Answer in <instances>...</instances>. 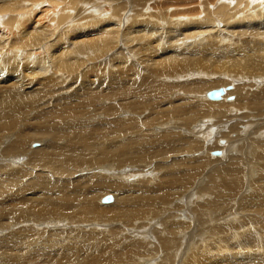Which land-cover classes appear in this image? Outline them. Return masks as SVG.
<instances>
[{"label": "bare ground", "instance_id": "1", "mask_svg": "<svg viewBox=\"0 0 264 264\" xmlns=\"http://www.w3.org/2000/svg\"><path fill=\"white\" fill-rule=\"evenodd\" d=\"M40 1L13 0L7 5L0 4V230L4 228L3 232L7 234L6 238H0V245L3 247L0 248V264H175V262L177 264L178 261L182 263L186 255L198 253L202 255L206 251L218 252L219 259L230 260L242 258L251 250L259 253L264 264V220L262 219L264 211L261 212L263 214H258L259 216L248 215L239 204L242 196L239 187L243 185L242 182L248 178L250 173L243 172L244 166L245 168L250 166L249 157L254 156V167L263 163L262 171H264V141L262 145L259 144L263 152L248 154L249 157L242 156L243 150L253 149L254 145L249 142L251 139H258L264 135V86L261 84L264 76L260 71H254L261 70L264 65L255 68L256 65L253 62L255 59L252 56L256 53L249 52L247 43L248 40L251 42L250 46L258 45L261 49L258 50V56L264 57L261 54V51L264 53V27H261L264 25V0H203L202 2L199 0V7L193 8V5L189 4L190 10L187 14L185 12L178 17L173 14V16L159 15L165 20L171 17L172 22L178 18L179 21L175 22L179 25L184 24L182 25L184 27L178 31L180 33L171 30L175 32V36L169 40H166V37L159 39L161 42H167L169 44L167 48H171L175 54L156 60L150 59V62H147L149 65L147 71L140 78H136L137 80L129 89L123 87L126 97L140 96L139 102L130 104V106L136 111L139 110L140 113H143V110L147 113L140 118L144 121L142 127L141 122H139L140 125L135 123L137 116L126 119L112 117V114L114 116L119 108L111 110L109 112L111 117H108L110 115L104 113V108L97 102L102 101L101 87H93L89 82L86 84L88 88L83 87V79L91 81L89 76L92 77L96 72L95 65L93 67V65L86 64V59L88 57L97 58L106 48L107 51L111 50L120 41L126 40L125 37L120 38L122 36L117 32L120 26V21L117 23V20L123 18L125 22L124 18L128 14L127 8L130 12L131 6L124 3L125 0L123 2L120 0L112 5L109 11L102 7V0H85L82 7L89 8L81 10L78 6L83 0H46L53 6L51 12L48 6V9H43L41 15L34 14L33 11L38 6L34 4ZM115 1L112 0V2ZM54 6H58V9L61 7L62 11H56ZM119 7L123 8L120 16L117 14ZM199 9L202 11L201 17L195 19L194 16L199 13ZM5 11H7L6 15ZM146 12L151 13L152 11L146 10ZM195 13L196 15L193 16ZM145 17L147 18L146 13L143 19ZM129 19L127 25L130 23ZM81 20L86 23L83 27L79 26ZM165 24L168 23L165 22ZM73 26L75 29L70 33L69 30ZM140 26L139 23L136 27ZM258 31L263 34L258 35ZM70 35L72 36L69 39ZM24 36L28 37L22 39ZM66 40L70 42L68 48H65L67 45L64 41ZM190 46H194V50L196 47L199 50L195 53L199 54L198 56L201 55L199 63L194 61V56L187 55L191 53L190 50L188 51ZM157 54L154 53L151 56L154 57ZM76 59H84L86 65H79L81 62L79 61L78 64ZM77 64L79 67L76 66ZM193 67L197 70L189 72L188 75L186 73L188 77L192 76L195 71H204L211 73L213 79L205 81V78H199V81L185 83L182 92L187 96L183 97L179 94L182 101L185 97L193 98L191 97L193 95L199 98V101L185 99L188 102L192 101L189 104L191 109H187L188 119H183L180 114L177 115L178 112L185 111V105L175 104L173 102L175 98L170 100L169 96V99H165L170 100L169 104L173 106L168 109L169 116L143 120L149 117L151 111L156 110L157 106H162V103L156 100L151 107L142 106L140 103L144 101L141 95L161 90L162 92L170 90L169 94L175 87L169 84L160 87L158 83L161 77L159 76L164 72H166L165 77L169 74L175 75L174 73L180 72L179 70L190 71ZM39 70L45 72L44 76L42 74L43 77H36ZM218 73H236V76L233 80L230 78L231 81L223 76L222 79H214ZM75 74L78 75L77 78L79 75L82 76V81L74 79L69 85L68 83L65 86L59 84V82L68 81V78ZM182 76L183 74L181 77L180 74L178 75L180 78ZM225 77H228V74ZM55 80L59 81L57 83L64 88L59 89L60 92L57 95L44 94L56 82ZM173 81L176 85L181 82L179 79ZM237 81H241L242 84ZM230 82L234 84L232 90L230 88L224 90L219 99L212 100L209 97V89L221 87ZM250 85L258 87V90H251ZM58 88L60 87H57V90ZM69 89H73L74 92H69ZM61 92H64L63 95ZM231 93L235 94V98H228ZM115 94L108 92L105 95L111 97ZM84 95L90 101H87L88 106L83 109L80 102L86 101L84 98L81 99ZM92 106L95 107L94 112L89 111ZM148 108L150 109L147 110ZM241 109L243 112L240 113ZM165 111L156 110L154 112L156 116H160ZM104 114L107 115L106 119ZM201 117L204 118L200 119ZM92 118L95 121H91ZM232 119H236V122L229 128L226 125L227 130H224V124H230ZM127 122L130 128L124 131L123 126L126 124L123 123ZM205 124L209 128L203 134ZM108 127L119 129L115 133L102 130ZM154 127L156 129H152ZM158 127L165 131L157 132ZM175 127L181 128V131ZM25 128H29V131ZM137 129H139L138 132ZM194 129L197 134H200L201 139L193 136L191 138L188 135L183 137L185 133L195 135ZM208 131L212 133L211 137L219 135L220 132V137L214 138L226 140L223 141L225 151L227 150L230 154L237 146V153L240 157H231L225 165L221 163L223 166H220L218 161V167H215L212 172L217 173L208 176L207 192L204 191V193L208 197L216 198L214 201L210 203L208 200L199 201L194 206L186 202L188 206L182 207L183 204L180 202L186 199L184 197L186 193L191 198L193 193L199 196V191L203 190L200 189L201 187L195 189L199 186V171H202L203 166H199V161L196 162V156L190 157L189 153L184 154V152H193L197 149L201 152L206 148V143L211 138L207 134ZM152 132L162 135L165 138L162 140V145L172 149L173 153L175 151L172 156L174 158L171 160L177 163L174 164L176 165L175 171L179 170L177 168L184 167L185 171L191 172L193 171L191 162H193L196 167L194 176L191 172L181 177L178 171L172 170L174 166L169 164L171 174L168 179H165L166 175L160 178L158 174L160 179L157 177L154 185H152V180L137 181L139 177L141 178L140 175L145 177L151 174L149 170L152 171V175H148L150 180L156 171L162 169L157 170L159 165L157 164L156 167L155 162L150 160L156 152L155 148L153 150L155 152H149V155L153 153L151 157L148 153L147 155L144 153L148 156L146 159L150 157L148 161L146 160L147 162L142 156H138L137 152L131 151L132 146H136L133 143L135 138L142 141L144 147L155 146L154 142L157 139L154 134H150ZM38 138H48V142L42 143L39 149L35 145L36 149L31 147L32 149L29 150V143ZM183 139H186V145ZM200 142H205V145ZM162 145L161 148H163ZM184 146L189 149L184 151ZM206 149L207 156H210L212 148ZM162 150L164 149H161V152ZM170 151H168V156ZM183 154L187 156L184 157ZM161 158L159 156V159ZM190 159H192L191 166L188 167ZM216 160L214 162H217ZM149 162H153V166ZM67 166L72 169V172L66 170ZM186 166L188 169L185 168ZM211 166L213 165L209 164L208 167ZM137 168L138 172H133ZM80 169L82 175L73 180L72 178ZM181 170L179 173L182 175ZM31 171H35L34 176ZM185 171L183 170L184 173ZM94 172L95 175L92 176ZM208 172L205 170L204 174ZM128 173L129 176L138 177L135 180L137 185L127 183L129 180L125 185L114 179L119 175L120 178H125ZM28 175L30 176L27 177ZM49 175L58 177L50 181L47 179ZM190 186L194 188L189 189ZM37 188L41 194L35 191ZM29 190H34V194L37 193V195L26 196L25 192ZM260 192H264V174H262ZM107 193L114 195L112 202H97ZM179 195H182L181 199H178ZM219 208L232 209V212L218 213ZM238 213L246 219L236 217L235 214ZM8 219L10 223L5 222ZM116 220L121 222L110 223ZM136 220L147 222L136 227L135 225L130 226L122 231L124 234L119 233L123 227L120 223L131 225ZM235 220L238 222L236 223ZM45 222L46 226L62 223L76 226L78 233L80 230L83 232L80 233L79 238L69 241L70 237H74L76 230L66 227L60 234L47 230L39 236L36 232L31 233L22 227L23 225L34 227ZM188 223L190 226L187 225ZM207 224H210V228H207ZM106 225L109 228L108 234H103L102 230H98L99 233L90 232L92 227L85 229L86 226L99 229ZM201 229L204 230L203 233L215 238L209 246H215V249L217 247L216 251L214 248L206 247L201 251L193 252V249L199 250L202 247L199 244L201 235L199 230ZM26 235H34L36 238L25 239ZM128 235L130 237L127 238ZM205 237L203 239H207ZM122 238L125 239L122 242L125 244L120 247L119 241ZM209 240L211 239L207 241ZM194 241H197L195 243L198 244L197 246L192 245ZM51 242L53 244L48 251L43 245ZM62 242H67L68 245H62ZM171 242L174 258L166 260V255H169L166 249L170 248ZM180 244L181 247H179ZM238 248L242 252L237 251ZM13 249H20L23 252L18 254L12 252ZM82 249L84 250L80 251Z\"/></svg>", "mask_w": 264, "mask_h": 264}, {"label": "rangeland", "instance_id": "2", "mask_svg": "<svg viewBox=\"0 0 264 264\" xmlns=\"http://www.w3.org/2000/svg\"><path fill=\"white\" fill-rule=\"evenodd\" d=\"M13 0H4V1H0V4H2V5H7V4H9V3H11ZM84 1L85 0H83L82 2H81V5L80 6H78V8L79 9H81L82 10V8H83V10H84V8H89V7H85V6H83L82 7V5L84 4ZM124 0H121V2H123ZM126 2H124V3H126V4H128L129 6H131V11L129 12V10H128V8H127V16H126V18H124V20H125V22H123V18H122V20H117V23L120 21V26H119V28H118V30H117V32L120 34V36H122V37H120V38H124L125 37V39L126 40H124L123 42H119L117 45H115L114 47H112V49L111 50H108L107 51V48L104 50V52H103V54H101L99 57H97V58H92V57H88L87 59H86V61H87V63H86V61L84 60V59H76L78 62V64H79V61L81 62L79 65H86V64H88V65H93V67H94V65H95V70H96V72H94V77L92 76H89V78H91L90 80L91 81H88V80H86V78L85 79H83L82 78V76H80L79 75V78H77L78 77V75H74V76H71V77H69L67 80L68 81H66V82H59V81H54L55 83L52 85V86H50V87H52V89H50V87L47 89V91H48V94H47V91L46 92H44V94H46V95H50V94H53V95H57L60 91H59V89H63L64 87H62V85L60 86L59 84H63V86H65L67 83H68V85L72 82V81H74V79H75V81L76 80H81L82 81V79H83V81H84V83H83V87L84 88H88L89 86H86V84L89 82V83H91L92 85H93V87H101V92H102V96H101V98H102V101H97L104 109H103V112L104 113H107L108 115H110L109 114V112L111 111V110H115V109H118L119 108V110H118V112L113 116V114H112V117H114L115 119H126V118H129V117H136L137 116V118L135 119L136 121H135V123H139V122H141V127H142V124H144V121H142V119H140V118H142L141 116H145V115H147V113L143 110V113H140V112H138V111H136L135 109H133L131 106H130V104H135V103H137V102H139V100H140V96H127L126 97V94L125 93H123V91L125 90L123 87H128V89H129V87H131L132 86V83L135 81V80H137L136 78H140L141 76H142V74H144L146 71H147V68H148V64H147V62H150V59H153V60H156V59H159V58H161V57H165L166 55H172V54H175V51H172L171 50V48H167V46L169 45L167 42H161V41H159V39H161V38H165L166 40H169L171 37H174L175 36V32L173 31H171V30H175V31H180L184 26H182V25H184V24H177L176 22L177 21H179V19L178 18H176V19H174V22H172V18L171 17H169V18H167L166 20H165V18L164 17H159V15L161 14V15H169V16H175V15H177V17H178V15H181V14H185V12H186V14H187V12L190 10L189 9V4H192L193 6V8H196V6H198L199 7V0H154V1H151V0H125ZM203 0H201V2H202ZM117 2H120V0H116L115 2H112V0H102L101 1V5H102V7L105 9V8H107L109 11H110V8H111V6L112 5H115V4H117ZM39 3V4H38ZM37 4H34V5H38L35 9H34V14L35 13H39L38 15H41L42 14V11H43V9H48V6H50V12H51V10H52V8H53V6L51 5V4H49L48 3V1H46V0H41L40 2H38ZM197 4V5H196ZM95 5V4H94ZM91 6V5H90ZM124 6V5H123ZM55 7V6H54ZM135 9H134V8ZM186 7V8H185ZM62 8H63V5H62ZM177 8H179V9H177ZM191 8V7H190ZM183 11H182V10ZM9 10V9H8ZM7 10V11H8ZM36 10V11H35ZM55 10L57 11V10H59L60 12L62 11V9H61V7L58 9V6L57 7H55ZM146 10H149V11H152L151 13H148V12H146ZM176 10H179V11H177L176 12ZM181 10V11H180ZM7 11H5L4 13H5V15L7 14ZM122 11H123V8H120L119 7V10L117 11V14L120 16L121 15V13H122ZM88 13L90 12V11H87ZM182 12V13H181ZM41 13V14H40ZM76 13V12H75ZM131 13V14H130ZM146 13V15H147V18L145 17L144 19H143V15ZM164 13H166V14H164ZM170 13V14H169ZM201 13H202V11H200V9H199V13H197V15H196V13L195 14H193V16L194 15H196V16H194L195 17V19L197 18V17H201ZM84 14V13H83ZM173 14V15H172ZM43 15H45L44 13H43ZM128 18H130L129 20H130V23H129V25H127V21H128ZM69 20V19H68ZM87 21V20H86ZM137 23H136V22ZM143 21V22H142ZM176 21V22H175ZM165 22H167L168 24L166 25L165 24ZM172 22V23H171ZM199 22V21H198ZM139 23H140V27H136L137 25H139ZM175 23V24H174ZM179 23V22H178ZM84 24H86V23H84V21L83 20H81L80 21V24H79V26L80 27H83L84 26ZM67 25H71V23H67ZM158 25H160L159 27H158ZM161 25H163L164 27H162ZM173 25V26H172ZM166 26V27H165ZM179 26V27H178ZM162 27V28H161ZM177 27H178V30H176L177 29ZM261 27H264V25L263 26H261ZM74 29H75V26H73L70 30H69V32L70 33H72L73 31H74ZM85 31H87L86 29H84ZM142 30V31H141ZM155 30H156V32H155ZM158 31V32H157ZM52 32V30L50 31V33ZM171 33V34H170ZM172 33H174L173 35H172ZM178 33H180V32H178ZM178 33H176V35L178 34ZM122 34V35H121ZM257 34L258 35H262L263 33L261 32V31H258L257 32ZM168 35V36H167ZM71 36L72 35H70L69 36V39L71 38ZM28 36H24L22 39H26ZM168 38V39H167ZM178 38H180V37H178ZM261 40V39H260ZM65 43H66V47L65 48H68V46H69V44H70V42L68 41V40H66V41H64ZM247 43H248V48H249V52H251V51H253V52H251V53H256V55L255 56H252V57H254V59L255 60H253V58H252V60H253V62H254V64L256 65L255 66V68H257V67H262V65H264V57H261V56H258L259 55V53H258V50L260 49V47L257 45V46H250L251 45V42L249 41L248 42V40H247ZM191 51V53L189 52V53H187V55H189V56H194L195 57V59H194V61L196 62V63H199V57H201V55L200 56H198L199 54H195L196 53V51L198 52L199 50H197V47H196V49L194 50V46H190L189 48H188V51ZM261 50V49H260ZM146 54H145V53ZM165 52V53H164ZM154 53H158L157 55H155L154 57H152L151 55H153ZM97 54H99L98 52H97ZM261 54H263L264 55V53L261 51ZM206 56H208L209 57V55H206ZM237 57H238V55H237ZM236 57V58H237ZM91 58V59H90ZM237 59H239V58H237ZM91 60V61H90ZM240 60H242V59H240ZM94 63H93V62ZM245 61H243V63H244ZM84 63H86V64H84ZM78 64L76 65L77 67H79L78 66ZM83 66H81V67H83ZM176 67V66H175ZM175 67H173V68H175ZM97 68V69H96ZM172 68V69H173ZM92 69H94V68H92ZM137 70V71H136ZM177 70V69H176ZM194 70H197V69H195V67H193L190 71L188 70H179L180 72H177V73H174L175 75H173V74H169L168 76H166L165 77V75H166V72H164V73H162V75H160L159 77H161L160 78V80H159V83H158V85L160 86V87H163L164 85H170V86H174L175 88L174 89H172L171 90V92L168 94V92L170 91H168V92H162V90L161 91H158V92H154V93H152V94H143V95H141L142 96V100L144 101V103H140L142 106H149V107H151V104L152 103H154L156 100L158 101V103H162V106H157V108H156V110H166L165 112H164V114L162 113V115H160V116H156L155 115V112L154 111H156V110H153V111H151V114L149 115V117H145V118H143V120H145L146 118L148 119V118H154V119H160V118H163L164 116H169V112H168V109H170V108H172L173 106H171L170 104H169V101L170 100H173L172 98H175L174 99V103L175 104H184L185 105V111L183 112V113H181V112H178L177 113V115L179 116V114H180V117H182L183 119H188V115H187V109H191V107H190V105L189 104H191L192 103V101L190 100L189 102L188 101H185V99H187L188 97H185L184 99H183V101H182V97H179V94H180V96H182L183 95V97L186 95V94H184L182 91L184 90V85H185V83H190V82H196V81H199V78H205L204 80L205 81H210L211 79H213V76H212V78H211V73H209V72H204V71H195L194 72V74L192 75V76H190V77H188L187 75H188V73L189 72H191V71H194ZM97 71H98V73H97ZM185 71V72H184ZM255 72H258V71H260L262 74V76H264V66H263V68L261 69V70H254ZM39 72V73H38ZM37 72V75H36V77H38V78H40V77H43L44 76V73L45 72H40V70ZM101 72H102V74H101ZM183 72V73H182ZM149 73V72H148ZM186 73H187V75H186ZM203 73V74H202ZM42 74H43V76H42ZM98 74H100L101 76H103V77H101V76H99ZM180 74V77H181V74H183V76H182V78H180V77H178V75ZM196 74V75H195ZM201 74V75H200ZM227 74H228V77H225V76H227ZM233 74V75H232ZM39 75H41V76H39ZM137 75V76H136ZM171 75H173V76H171ZM190 75V74H189ZM259 75V74H258ZM177 78H176V77ZM222 76H223V78H225V79H229L228 81H231V80H233L234 78H235V76H236V73H231V74H229V73H218L217 75H215V77H214V79H216V78H218V79H222ZM101 77V78H100ZM261 77V76H260ZM70 78H72V79H70ZM135 78V79H134ZM173 78V79H172ZM211 78V79H210ZM230 78H231V80H230ZM107 79V80H106ZM172 79V80H171ZM176 79H179L181 82L180 83H178L177 85H176V83H174V81L173 80H175L176 81ZM198 79V80H197ZM210 79V80H209ZM97 81V82H96ZM169 83H168V82ZM224 81V80H223ZM57 82H59V84L57 83ZM172 82V83H171ZM237 82H240V84H242L241 83V81H237ZM236 82V83H237ZM225 83H226V80H225ZM182 84V85H181ZM261 84H262V86H264V81L263 82H261ZM75 85V84H74ZM91 85V86H92ZM116 85L118 86V87H116ZM234 84H232V82H230L229 84H227V85H221V87H212L211 89H209V91H212V90H215V89H224V90H228L229 88L232 90L233 88L232 87H234L233 86ZM73 86V85H72ZM181 88H180V87ZM56 87V88H55ZM57 87H60V88H58V90H57ZM74 87V86H73ZM178 88V90H177V88ZM250 87H251V90L252 89H254L253 91H255V90H258V87H253V86H251L250 85ZM54 88V89H53ZM78 87H76V89H77ZM56 90H57V92H56ZM72 90V91H71ZM75 90V89H74ZM55 91V92H54ZM69 92H74L73 91V89H69L68 90ZM180 91H181V93H180ZM208 91V92H209ZM53 92V93H52ZM79 92H80V90H79ZM108 92H112V93H116L115 95H112L111 97H109V96H106L105 94H107ZM177 92H179V93H177ZM194 92H197V91H194ZM63 93L64 92H61V94L63 95ZM177 93V94H176ZM199 93V92H198ZM83 94V93H82ZM159 94H161V95H159ZM198 96H199V94H197ZM85 96V95H84ZM82 97L81 99H85L86 101L85 102H83V103H81L80 102V104H81V106L83 107V109L84 108H86L87 106H88V103H87V101L89 102L90 100H88L87 99V97L85 96V97ZM162 96V97H161ZM167 96V97H166ZM169 96H170V100H165L166 98L167 99H169ZM172 96V97H171ZM187 96V95H186ZM116 97V98H115ZM191 97H193V98H188V99H193L194 101H199V98H197L196 97V95H193V96H191ZM229 97H231V98H235V94L234 93H231L229 96H228V98ZM98 98H99V96H98ZM161 98V99H160ZM164 98V99H163ZM177 98V99H176ZM213 100V99H212ZM168 101V102H167ZM226 101L227 102H230V101H228L227 99H226ZM187 102V103H186ZM191 102V103H190ZM232 102V101H231ZM86 103V104H85ZM84 105V106H83ZM171 106V107H170ZM181 106V105H180ZM179 106V107H180ZM218 107V106H217ZM216 107V108H217ZM160 108V109H159ZM133 109V110H132ZM150 108H148L147 110H149ZM122 110V111H121ZM89 111L90 112H94L95 111V107L94 106H92V107H90V109H89ZM100 112H101V110H100ZM159 112V111H158ZM240 113L241 112H243V110L241 109L240 111H239ZM102 114V113H101ZM105 115V119H106V117H107V115L106 114H104ZM128 115V116H127ZM248 115V114H247ZM103 117V116H102ZM108 117H111V115L110 116H108ZM124 117V118H123ZM30 118V117H29ZM204 117H201L200 119H203ZM207 118H209V117H207ZM110 119V118H109ZM108 119V120H109ZM91 121H95V120H93V118L91 119ZM236 122V119H232V120H230V124L229 123H227V124H224V126H225V128H224V126L222 127V128H224V130H227V126H228V128L230 127V125H232L233 123H235ZM123 124H126V125H124L123 126V128H124V131H128L129 130V126H130V124L127 122V123H123ZM129 124V125H128ZM134 124V123H133ZM208 124V123H207ZM207 124H205V126H204V130H203V134H205L206 132H207V128H209V126L207 125ZM139 125H140V123H139ZM181 125H184L185 126V124L183 123H181ZM227 125V126H226ZM264 125V124H263ZM128 128L127 130L125 129V128ZM175 128H177V130L178 131H181V128H179V127H175ZM212 128V127H211ZM27 131H29V128H25ZM119 128H116V127H108V128H102V130L103 131H108L109 133H115L117 130H118ZM152 129H156V127H154V128H152ZM212 130V129H211ZM137 132L139 131V129H137L136 130ZM162 131H165L164 129H161V127H158V130H157V132H162ZM183 131V130H182ZM196 130L194 129V134L195 135H189L188 133L186 134H184V138L185 137H187V135L188 136H193V137H197L198 139H199V137H200V134L198 133L197 134V132H195ZM198 131V130H197ZM184 132V131H183ZM221 133H222V131H221ZM150 134H154L155 135V138L157 139L154 143H155V146H152V147H148V146H145L144 147V145L142 144V141H140L139 139H137V138H135L134 140H133V143L137 146H132V149H131V151L132 152H137V155L138 156H142V158H143V160H149V158L151 157V154L153 155V153H150V155H149V152H152L153 150H154V148H155V150H156V152L155 151H153V152H155L154 153V155H153V157H154V159H153V157H151L150 158V160L152 159V161L153 162H155L154 164L156 165V167H157V170L159 169V168H162V169H159L158 171H156L154 174H153V177H151V179L149 180L148 178H150V177H148V175H152V171L151 170H149L150 172H151V174H148V175H146L145 177L143 176V175H140L141 176V178L139 177H136V178H138V180L137 181H139V182H141V180L142 179H144L146 182L148 181H151L152 182V185H154L155 183H156V180L160 177V178H163V176L164 175H166V178L165 179H168L169 178V175L171 174V172L169 171V164H171V166L173 167V171L174 172H176V171H178V174H179V176H186V175H189L191 172V175H193L194 176V172H195V165H194V163L193 162H191L192 161V159H190V160H188V167L189 166H191V164H190V162L193 164V167L191 166V168H192V170L193 171H191V172H189V171H185V169H183L184 167H180V168H182V170L180 169V168H177V169H179V170H181V173H182V175L179 173L180 171L179 170H176L175 171V167H176V165H174L176 162H172L171 160L174 158V157H172V156H174V154H175V151H174V153L172 152V149H168V147H166V146H164V145H162L163 144V141L162 140H164L165 138L162 136V135H160V134H157V133H155V132H152V133H150ZM202 134V135H203ZM207 134H209V136L211 137V132L210 131H208V133ZM218 134V133H217ZM219 135H220V132H219ZM219 135H217L218 137H220ZM233 136H234V134H232ZM122 136H123V134H122ZM216 135L215 136H212L210 139H209V141L206 143V148H212V151L210 152V156H207V154H208V151H207V149L206 148H204V149H202L201 150V152H200V150H195V151H190V152H188L187 150L189 149L188 147H183L185 150L184 151H187V152H184L183 150H182V152H184V154L186 153H189L188 154V156H196V162H198L199 161V166H203L202 167V171H199V186H197V187H195V189H198V188H200V189H203V190H200L199 191V196H197V195H193L192 194V197L191 198H189L188 197V193H186L185 195H184V197L186 198L184 201H181L180 202V204H183L182 205V207L184 206H188V205H186L187 203L186 202H189V203H192V206H194L196 203H198L199 201H202V202H205L206 200H208V203H210V202H212V201H214L216 198H213V197H208V196H206L205 195V193H204V191H206L207 192V184H208V181H209V177L208 176H210V174L212 175H214V174H216L217 172H214V173H212L213 172V170H214V168L215 167H218V161L220 162L219 164H220V166H223V165H225L228 161H230V158L231 157H234V158H236V157H240L239 156V154L237 153V146H236V148H235V150H233L232 152H231V154H230V152H227V150L225 151V142H223V141H226V140H216L214 137H217ZM264 136V135H263ZM263 136H260L258 139H251L249 142L250 143H252L253 145H254V147H253V149H251V150H243V154H242V156H247V157H249L248 156V154H254V153H256V152H263L262 151V148H260L259 147V144L260 145H262V142L264 141V137ZM250 137V136H249ZM192 138V137H191ZM225 138H227V137H225ZM200 139H201V137H200ZM186 140V139H185ZM185 140L183 139L182 141H183V143H184V145H186V143H185ZM35 142H38V143H35ZM48 142V138H38V139H33L32 140V142H30L29 143V150L30 149H34V147H35V145H36V147L39 149V147H41V145H43V144H46ZM212 142V143H211ZM221 142V143H220ZM231 142V141H230ZM43 143V144H42ZM232 143H236V141H232ZM39 144V145H38ZM200 144H204L205 145V142L204 143H202V142H200ZM218 144V145H217ZM220 144V145H219ZM142 145H143V147H142ZM161 145H162V147L163 148H161ZM211 145L213 146V147H211ZM218 146V147H217ZM32 147V148H31ZM36 147H35V149H36ZM44 147V146H43ZM42 147V148H43ZM179 147V146H178ZM144 148V149H143ZM149 148V149H148ZM164 149V150H162L163 152H161V149ZM187 148V149H186ZM214 148V149H213ZM221 150H220V149ZM216 149V150H215ZM44 150V149H43ZM134 150V151H133ZM136 150V151H135ZM147 150H151V151H147ZM171 150V151H170ZM253 150V151H252ZM168 151H170V153H169V156L170 157H172V158H170L169 156H168ZM235 151V152H234ZM206 152V153H205ZM223 152H225V153H223ZM144 153H145V155H147V153H148V155L150 156L149 158H147L146 159V157H148V156H145L144 155ZM164 153V154H163ZM205 153V154H204ZM159 154V155H158ZM183 154V156L185 157V156H187V155H184ZM190 154H192V155H190ZM234 154V155H233ZM236 154H238V155H236ZM165 155V156H164ZM233 155V156H232ZM159 156L160 157H162L161 159H159ZM145 157V158H144ZM169 157V158H168ZM220 157L222 158V159H220ZM218 159V160H216V159ZM204 159V160H203ZM228 159V160H227ZM253 159H254V156H251V158L249 157V160L251 161V163H249V165L251 166H248L247 168H245V166H244V170H243V172H250L249 173V175H248V178H246L245 179V181L244 182H242V186H240L239 187V190H240V194H242V196H241V198H240V201H239V204H240V207H241V209L244 211V212H246V214H248V215H253V214H256V215H258V214H260L262 211H264V192H260V186H261V180H262V174H264V171H262V166H263V163H262V165H260V164H258V165H260V166H258V165H256V167H254L253 165L255 164V160H254V162H253ZM163 160V161H162ZM206 160V161H205ZM210 160V161H209ZM217 161V162H214V161ZM226 160V161H225ZM146 161V162H147ZM153 162L151 163V162H149V164H153ZM167 162H169L168 164H167ZM213 162V163H212ZM161 163V164H160ZM215 163H217V164H215ZM223 165H222V164ZM1 164V163H0ZM158 164V165H157ZM177 164V163H176ZM187 164V163H186ZM209 164H211V165H213V166H211L210 168L208 167L209 166ZM214 164L216 165V166H214ZM165 165H166V167H165ZM71 166V165H70ZM153 166V165H152ZM168 166V167H167ZM187 166L185 167L186 169H188L187 168ZM204 166H206V168L204 167ZM219 166V167H220ZM213 167V168H212ZM191 168H190V170H191ZM246 169V170H245ZM66 170L67 171H69V172H72V169L70 168V167H66ZM136 170V171H135ZM138 168L137 169H134L133 170V172H138ZM162 170V171H161ZM170 170H171V167H170ZM183 170L185 171V173L183 172ZM206 170V172H208V173H205L204 174V171ZM208 170V171H207ZM216 170V169H215ZM81 171V172H80ZM148 171V170H147ZM211 171V172H210ZM252 171V172H251ZM158 172V173H157ZM201 172V173H200ZM203 172V173H202ZM31 174L34 176L35 175V171L34 172H32L31 171ZM87 174H89V173H87ZM130 174H132V173H130ZM158 174H159V177H158ZM161 174V175H160ZM80 175H82V170L80 169L74 176L75 177H73L72 179L73 180H75L77 177H79ZM86 175V174H85ZM95 175V172H94V174L92 175V176H94ZM128 176H129V173L127 174ZM127 175H125V178L124 177H122V178H120V175H119V177H114V179H116L118 182H122L123 184H125L126 185V182L129 180V182H127V183H130L131 185H133V184H135V185H137L136 184V182L137 181H135L136 180V178L135 177H133V175H130L129 177L127 176ZM168 175V176H167ZM30 175H28L27 177H29ZM58 177V176H57ZM56 177V178H57ZM65 177H66V175L65 176H63V178L65 179ZM71 177V176H70ZM127 177H128V179H127ZM133 177V178H132ZM144 177V178H143ZM147 177V178H146ZM158 177V178H157ZM56 179L55 177H53V175H49V177L47 178L48 180H50V181H54V179ZM123 178H124V180H123ZM146 178V179H145ZM159 178V179H160ZM132 179V181L130 182V180ZM140 179V180H139ZM148 179V180H147ZM144 180H142V182H145ZM155 180V181H154ZM193 180V179H192ZM195 180V179H194ZM26 181V180H25ZM50 181H49V183H50ZM48 182V181H47ZM150 182V183H151ZM194 188V186H190L189 187V189H193ZM39 188H37V189H35V191H37V193L40 191V190H38ZM34 190H29V191H26L25 192V195L26 196H28V197H32V195L31 194H33L34 196L35 195H37V193H35L34 194V192H35ZM183 191H184V189H183ZM30 192V193H29ZM185 192V191H184ZM29 193V194H28ZM39 194H41L40 192H39ZM135 193H133V195H134ZM106 195H112L113 197H114V195L113 194H111V193H107V194H105V195H103L102 196V198L104 197V196H106ZM183 195V194H182ZM182 195H179L178 196V199L180 198H182ZM102 198H99L98 199V201L97 202H101L102 203ZM177 198V197H176ZM100 199H101V201H100ZM175 201L176 202H179L178 200H176L175 199ZM112 204V203H111ZM105 205H107V204H105ZM190 205V204H189ZM104 206V205H103ZM110 206H112V205H110ZM107 208H109L108 206H106ZM111 209V208H110ZM221 211H223L224 213H231L232 212V209H222V208H219L218 209V213H220ZM261 214H263V213H261ZM236 215V217H241L240 219H246V217H244L241 213H238V214H235ZM259 216V215H258ZM190 219V218H189ZM263 220H264V218H262ZM137 221V222H136ZM135 221V223L133 224V223H131V225L130 224H123V223H120V226L121 225H123V229L121 228V230L119 231V233L120 232H122V231H124V230H126V229H128L130 226H133V225H135V227L137 226V225H139V224H145L147 221H141V220H136ZM236 221V223L238 222L237 220H235ZM2 222H4V220L2 221ZM5 222H7V223H10V220L8 219V220H6ZM116 222H121V221H119V220H116V221H111L110 223H116ZM182 222V221H181ZM190 223H192V221L190 220ZM190 223H188L187 225H189ZM210 223V222H209ZM46 224V222L45 223H39V224H37V225H35L34 227H30V226H26V225H23L22 227H24V228H26L29 232H31V233H37L39 236H40V234L42 233V232H44V231H47V230H50L51 232H53L54 234H60V233H62L63 231H64V228H66L67 227V229H71V230H76V233H75V235H74V237H70L69 238V241H71V240H73L74 238H79V236H80V233H82L83 232V230H80L79 232L80 233H78V228H76V226H68V225H64L63 223L62 224H58V225H51L50 226V224L49 225H45ZM161 223H159V225H160ZM65 226V227H64ZM190 226V225H189ZM191 226H192V224H191ZM207 226V228H210V224H207L206 225ZM90 228V227H92V229L90 230V232H95V233H99L98 232V230H102L103 231V234L104 233H106V234H108V229L109 228H107L108 226L106 225V226H102L101 228H99V229H96V228H93V226H86L85 227V229L86 228ZM105 229H104V228ZM248 227H251V226H248ZM2 228V227H1ZM75 228V229H74ZM3 231H5L4 230V228H2L1 230H0V238H6L7 237V234L5 233V232H3ZM17 231V230H16ZM105 231V232H104ZM199 231H201V235L200 236H202L203 235V237H205L204 235H207V233H203V231L204 230H199ZM2 232V233H1ZM8 233H10V231H7ZM123 234H124V232H122ZM13 234H14V232H13ZM10 235H12V234H10ZM77 235V236H76ZM209 235V234H208ZM207 235V236H208ZM200 236H199V240L201 241H199V244H200V246H202V247H200L199 248V250H196V249H193V252H197V251H201V250H203V249H205L206 247H210L211 246V243H212V241H213V239H215V238H211L210 236H208L211 240H209V241H207L209 238L206 236L205 238H207V239H203V237H201L200 238ZM217 235H215V237H216ZM128 237H130L129 235L127 236V238ZM163 237H164V235H163ZM24 238L26 239V238H31V239H33V238H36L34 235H26V236H24ZM41 238H44V237H41ZM64 238V237H63ZM124 238H125V235H124ZM124 238H122L120 241H119V244L121 245L120 247H122L124 244H125V242L124 243H122L125 239ZM147 238H149V237H147ZM127 240H129V239H127ZM181 242H183V240H182V238H181ZM210 242V243H209ZM195 243H197V241H194L193 243H192V245H194V246H197L198 244H195ZM203 243V244H202ZM208 243V244H207ZM52 242L51 243H48V244H44L43 246H44V248H46L48 251L50 250V248H51V246H52ZM62 245H68L67 244V242L65 243V242H62L61 243ZM182 244V243H181ZM181 244H180V246L179 247H181ZM202 244V245H201ZM171 245H172V242H171V244L169 245L170 246V248L169 249H166L167 250V253L169 254V255H166V260H169V259H171V258H174V251H173V249H172V247H171ZM210 245V246H209ZM231 247H234V248H236V246H234V245H231ZM0 248H3L2 247V245H0ZM210 248H214V251H216V249H218L217 247H216V249H215V246H212V247H210ZM172 249V250H171ZM84 249H82V250H80V251H83ZM237 251H239V252H242V250L241 249H236ZM251 250V249H250ZM117 251H118V249H117ZM170 253H169V252ZM235 251V250H234ZM12 252H15V253H18V254H21L22 252H23V250H20V249H13L12 250ZM123 253H125L124 251H123ZM218 253V252H217ZM217 253H213V252H209V251H206L205 253H203L202 255L200 254L199 255V253L198 254H192V255H186V256H184L185 257V259L183 260V262L181 263V262H179L178 260H176V261H178L179 263H181V264H246V263H254V264H263V262H262V260H261V257H260V255H259V253L257 252V251H255V250H251V252L250 253H248V254H245L244 255V257H242V258H237V259H230V260H221V259H219L218 257H217ZM168 258V259H167ZM159 260V259H158ZM137 261H138V259H137ZM136 262V261H135ZM177 262V264H179ZM137 263V262H136ZM169 264V263H168ZM175 264H176V262H175Z\"/></svg>", "mask_w": 264, "mask_h": 264}, {"label": "water", "instance_id": "3", "mask_svg": "<svg viewBox=\"0 0 264 264\" xmlns=\"http://www.w3.org/2000/svg\"><path fill=\"white\" fill-rule=\"evenodd\" d=\"M224 93V89H215L210 91L209 97L211 99H219L221 95ZM103 203H110L113 201V196L112 195H106L102 198Z\"/></svg>", "mask_w": 264, "mask_h": 264}]
</instances>
